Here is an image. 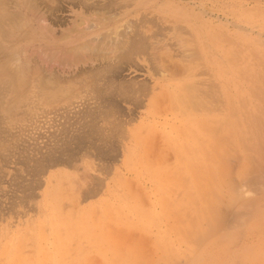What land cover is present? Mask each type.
<instances>
[{
    "label": "rangeland",
    "instance_id": "1",
    "mask_svg": "<svg viewBox=\"0 0 264 264\" xmlns=\"http://www.w3.org/2000/svg\"><path fill=\"white\" fill-rule=\"evenodd\" d=\"M111 1L0 0V264H264V0Z\"/></svg>",
    "mask_w": 264,
    "mask_h": 264
},
{
    "label": "bare ground",
    "instance_id": "2",
    "mask_svg": "<svg viewBox=\"0 0 264 264\" xmlns=\"http://www.w3.org/2000/svg\"><path fill=\"white\" fill-rule=\"evenodd\" d=\"M9 1H10V0H9ZM0 4H1V3H0ZM9 4H10V3H9ZM112 4H113V5H117L118 2H117V1L114 2V1L112 0L111 2H107V5H106V6L108 7V5H112ZM120 4H121V3H120ZM17 5H18V4H17ZM118 5H119V4H118ZM104 6H105V5H104ZM119 6H120V5H119ZM109 7H110V6H109ZM113 7H114V6H113ZM113 7H112V8H113ZM114 8H115V7H114ZM5 11H6V10H5ZM5 15H6V14H5ZM7 16H8V15H7ZM8 17H10V16H8ZM5 18H6V17H5ZM141 19H142V18H141ZM41 20H42V19H41ZM41 20H40V21H41ZM38 22H39V21H38ZM4 23H5V22H4ZM0 27H1V26H0ZM20 27H21V25H20ZM5 30H6V29H5ZM5 30H4V31H5ZM0 32H3V31L0 29ZM3 34H4V36L6 37V36H7L6 34H8V33H7V32H5V33L3 32ZM12 34H13V33H12ZM9 35H10V34H9ZM124 36H125V35H124ZM13 37H14V36H13ZM15 37H16V36H15ZM15 37H14V38H15ZM136 37H139V36H136ZM141 37H142V36H141ZM2 38H3V37H2ZM7 38H8V37H7ZM123 38H124V37H123ZM11 39H12V38H11ZM15 39H16V38H15ZM90 39H91V38H90ZM94 39H95V38H94ZM97 39H98V38H97ZM97 39H95V40L97 41ZM102 39H103V38H102ZM104 39H105V38H104ZM125 39H128V38L126 37ZM140 39H141V38H140ZM140 39H139L138 41H136V43H132V42H130L131 38H130V40H129L128 42L126 41V42H127V53H128V54L134 52L133 49H136V47H140V46H141V45H140L141 42H139V41H141ZM3 40H4V38H3ZM91 40L93 41V39H91ZM91 40H90V41H91ZM95 40H94V41H95ZM5 41H6V40H5ZM132 41H133V40H132ZM142 41L144 42V40H142ZM87 42H88V43H87ZM102 42H103V41H102ZM124 42H125V41H124ZM126 42H125V43H126ZM133 42H134V41H133ZM117 43H118V42H117ZM89 44H91V43L89 42V40H88V41H84V47H85L86 45L88 46ZM99 44H100V41H99ZM99 44H98V45H99ZM111 44H112V43H111ZM2 45H3V44H2ZM112 45H113V44H112ZM119 45H120V44H119ZM125 45H126V44H125ZM125 45H123V46L126 48ZM148 45H149V44H148ZM90 46H91V45H90ZM133 46H134V47H133ZM145 46H146V45H145ZM79 47H80V46H79ZM95 47H96V46H95ZM98 47H99V46H98ZM117 47H118V50H119V46H118V45H117ZM120 47H121V46H120ZM73 48H74V47H73ZM85 48H86V47H85ZM88 48H90V47H88ZM99 48H100V47H99ZM140 48H141V47H140ZM143 48H144V47H143ZM143 48H142V49H143ZM80 49H81V48H80ZM96 49H97V48H96ZM120 49H122V48H120ZM24 50H25V49H24ZM68 50H69V49H68ZM71 50H72V48H71ZM85 50H86V49H85ZM94 50H95V49H94ZM94 50H93V51H94ZM97 50H98V49H97ZM143 50H144V49H143ZM167 50H168V49H167ZM74 51H75V50H74ZM95 51H96V50H95ZM135 51H137V50H135ZM146 51H147V49H146ZM48 52H49V51H48ZM51 52H52V51H51ZM66 52H67V51H66ZM66 52H65V53H66ZM68 52L70 53V51H68ZM68 52H67V53H68ZM80 52H81V51H80ZM97 52H98V51H97ZM119 52H120V51H119ZM67 53H66V54H67ZM69 53H68V55H69ZM72 53H73V52H72ZM72 53H71V54H72ZM74 53H75V52H74ZM74 53H73V54H74ZM71 54H70V55H71ZM75 54H76V53H75ZM93 54H94V53H93ZM134 54H135V53H134ZM137 54H138V51H137ZM71 56H72V55H71ZM45 57H46V55H45ZM120 58H121V57H120ZM27 64H28V63H27ZM14 65H15V64H14ZM2 66H3V64L0 65V72L2 71L3 73H4V72H5V73H8V72H9V69L7 68V66H6V67H2ZM106 68H107V67H106ZM116 68H118V67H116ZM120 68H121V67H120ZM29 69H30V68H29ZM109 69H110V68H109ZM118 69H119V68H118ZM24 70H25V69H24ZM106 72H107V71H106ZM108 72H109V70H108ZM110 72H111V71H110ZM102 73H103V72H102ZM10 75H11V74H10ZM11 76H12V75H11ZM14 76H15V74H14ZM11 78L13 79V77H11ZM37 78H38V77H37ZM111 79H112V78H111ZM99 80H100V79H99ZM108 81H109V80H108ZM9 87H10V86H9ZM114 87H115V86H114ZM0 91H1V90H0ZM111 91H112V90H111ZM1 92H2V91H1ZM0 95H1V94H0ZM0 98H1V96H0ZM253 119H254V118H253ZM254 121H255V120H253L251 123H253ZM256 121H257L256 123H258V120H256ZM259 124H260V125H261V124L263 125V123H262L261 121L259 122ZM251 128H252V126H251ZM40 165H41V164H40ZM239 173H240V172H239ZM240 177H241V176H240ZM209 205H210V204H209ZM209 205H208V206H209ZM223 206H224V205H223ZM212 209H213V208H212ZM206 215H207V214H206ZM81 227L83 228L82 225H81ZM71 229H72V228H71ZM123 231H124V230H123ZM120 233H121V232H120ZM123 235H124V234H123ZM135 241H137V240H135ZM137 242H138V241H137ZM178 242H179V241H178ZM135 244H136V243H135ZM188 244H189V243H188ZM46 252H47V251H46ZM60 253H62V252H60ZM75 260H76V259H75ZM148 260H149V259H148Z\"/></svg>",
    "mask_w": 264,
    "mask_h": 264
}]
</instances>
